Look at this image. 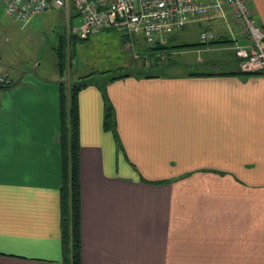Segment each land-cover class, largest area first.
<instances>
[{"label": "crops", "instance_id": "1", "mask_svg": "<svg viewBox=\"0 0 264 264\" xmlns=\"http://www.w3.org/2000/svg\"><path fill=\"white\" fill-rule=\"evenodd\" d=\"M224 8L163 58L135 34L147 67L116 30L129 52L79 91L81 264H264V73L241 71L249 38ZM57 81L28 74L0 103V264H71Z\"/></svg>", "mask_w": 264, "mask_h": 264}, {"label": "built area", "instance_id": "2", "mask_svg": "<svg viewBox=\"0 0 264 264\" xmlns=\"http://www.w3.org/2000/svg\"><path fill=\"white\" fill-rule=\"evenodd\" d=\"M229 7L248 43H235L239 66L244 73H264V26L253 13L247 0H0V9L15 19L29 21L51 6L64 8L68 22L79 18L72 31L81 39L115 28L136 56L144 55L150 65L149 53L135 47V34H143L146 42L164 57L157 47L166 45L173 32L192 19L225 16ZM216 33L210 29L200 32L203 42L212 41ZM7 67L0 62V83L12 81Z\"/></svg>", "mask_w": 264, "mask_h": 264}, {"label": "rangeland", "instance_id": "3", "mask_svg": "<svg viewBox=\"0 0 264 264\" xmlns=\"http://www.w3.org/2000/svg\"><path fill=\"white\" fill-rule=\"evenodd\" d=\"M79 21L72 18L69 23L62 7L51 6L29 21L15 19L0 9V62L12 72L16 83L28 74L49 82L58 80L59 50L63 52L65 79L70 82L90 69L96 78L102 75V69L119 61L122 63V56L129 51L120 46L117 29L111 28L110 33H114L111 39H108V31L81 39L72 31ZM14 86L0 87V103L4 93Z\"/></svg>", "mask_w": 264, "mask_h": 264}, {"label": "trees", "instance_id": "4", "mask_svg": "<svg viewBox=\"0 0 264 264\" xmlns=\"http://www.w3.org/2000/svg\"><path fill=\"white\" fill-rule=\"evenodd\" d=\"M213 41V40H212ZM208 41V42H212ZM191 45V44H187ZM162 49V46L157 47ZM63 52L58 51V96L60 102V136L63 158V184L62 202L64 207V237L66 244L71 248V264H81V238H80V207H81V183H80V116L78 106V93L95 80L94 71L78 76L70 82L65 79ZM147 67V66H146ZM106 70L100 72L104 73ZM150 74L151 71H143ZM96 73V72H95ZM123 73V72H122ZM12 76V74L9 72ZM127 75L117 74L109 79H115ZM13 77V76H12ZM16 80L3 84L15 85ZM103 83H101L102 85ZM105 85V84H103ZM106 100L104 124L108 129L114 130L113 107L107 102L106 92L103 91Z\"/></svg>", "mask_w": 264, "mask_h": 264}, {"label": "water", "instance_id": "5", "mask_svg": "<svg viewBox=\"0 0 264 264\" xmlns=\"http://www.w3.org/2000/svg\"><path fill=\"white\" fill-rule=\"evenodd\" d=\"M3 86H5V85H3V84L0 83V87H3Z\"/></svg>", "mask_w": 264, "mask_h": 264}]
</instances>
